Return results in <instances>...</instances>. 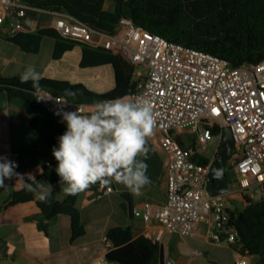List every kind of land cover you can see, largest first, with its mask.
I'll list each match as a JSON object with an SVG mask.
<instances>
[{
  "label": "built area",
  "instance_id": "1",
  "mask_svg": "<svg viewBox=\"0 0 264 264\" xmlns=\"http://www.w3.org/2000/svg\"><path fill=\"white\" fill-rule=\"evenodd\" d=\"M26 7L24 0H0V30L9 23L12 33L29 31L14 21L16 17L28 18ZM53 13L51 24L62 35L111 49L133 63L142 81L128 98L152 103L155 128L161 130L160 140L169 155L168 192L162 205L148 201L143 209H133L146 225L154 218L161 225L156 233L147 231L146 236L162 243L167 233L194 237L204 221L212 240L232 246L238 231L229 221L241 208L236 203L239 200L231 196L232 190L210 193L207 176L211 162H201L199 156H207L204 151L214 142L218 148L225 127L230 126L235 138L231 166L238 191L245 202V196L256 198L264 191V60L235 66L215 53L170 40L134 21L118 34H109L95 31L66 12ZM30 20L35 29L36 20ZM141 66L147 71L138 69ZM37 96L45 97L39 102L54 114L77 108L86 114L90 107L48 89ZM187 128L197 133L190 144L181 138ZM216 128L220 129L218 134L214 133ZM13 161L18 164L16 158ZM102 186L104 192L114 190L113 185ZM165 262L184 264L178 258ZM93 264L117 263L105 256ZM236 264H249V254H242Z\"/></svg>",
  "mask_w": 264,
  "mask_h": 264
},
{
  "label": "trees",
  "instance_id": "2",
  "mask_svg": "<svg viewBox=\"0 0 264 264\" xmlns=\"http://www.w3.org/2000/svg\"><path fill=\"white\" fill-rule=\"evenodd\" d=\"M26 16L37 21V27L29 31L10 32L9 23L0 30V36L19 45L27 52L38 53L45 36L55 39L54 59L81 46L82 67H96L112 64L115 72V86L98 92L84 82L43 76L41 90L48 89L66 99L95 105L97 102L128 97L139 89L141 78L136 76V66L122 54L105 47H95L62 35L52 26L55 11L66 12L73 19L84 22L97 32L118 34L132 21L141 24L154 33L185 45L215 53L235 66L247 62L264 60V0H113V8L106 9L107 0H24ZM0 73V92L9 99L21 98L28 101L35 111L33 125L45 120L54 127L49 136L51 146H59L58 137L66 131V125L57 115L47 110L37 99L38 93L31 82L20 84L19 76ZM40 90V91H41ZM66 90L76 94L68 95ZM220 129L214 130L218 134ZM200 161L210 163V156H199ZM198 158V157H196ZM57 161L43 165L35 177L37 183L46 186L59 181L55 169ZM232 167V166H231ZM233 169V167H232ZM234 170V169H233ZM237 181V175L233 172ZM27 179V176L24 178ZM31 182V181H29ZM115 181L108 185H114ZM103 184L90 186L87 191L98 192ZM51 203L37 200L42 213L38 220L40 229L49 231L52 223L61 214L71 217L72 240L86 233V225L78 207L79 194L58 199L51 192ZM124 195L131 199L129 193ZM246 197L244 207L232 213L230 226L236 227L238 238L232 247L249 255H261L264 264V195L260 198ZM34 194L14 189L6 205L26 203L35 200ZM109 242L106 258L117 264H166L165 248L162 242L141 234L137 236L132 224L116 225L107 233Z\"/></svg>",
  "mask_w": 264,
  "mask_h": 264
},
{
  "label": "crops",
  "instance_id": "3",
  "mask_svg": "<svg viewBox=\"0 0 264 264\" xmlns=\"http://www.w3.org/2000/svg\"><path fill=\"white\" fill-rule=\"evenodd\" d=\"M112 5L113 0H107L105 8L111 9ZM49 39L44 37L39 53L31 59L26 56L30 53L0 36V73L6 76L22 74L32 65L42 77L84 82L98 92H106L115 86L112 64L82 67L81 46L67 52L61 59H54L55 39ZM89 106L87 113L94 105ZM34 117L35 111L28 101L21 98L11 100L5 92H0V157L11 161L16 158L15 171L24 178L26 174L37 177L44 164L56 160L52 149L58 146H51L48 142L54 127L45 120L33 125ZM161 135V130L154 127L153 135L148 138L150 152L145 162L151 183L144 186L139 195H133L126 186L116 182L111 192H104L102 188L98 192L85 190L79 193L77 205L86 233L75 240H72L71 217L67 214H61L48 232L39 228L42 211L38 199L6 205L10 193L23 187L24 178L6 179L5 185L0 187V236L7 241L9 250L0 252V264H93L96 259L106 256L109 249L107 233L113 226L132 224L137 236L146 235L147 231L156 233L161 227L158 220L154 218L146 225L133 209H143L148 201L156 205L166 201L169 155L161 143ZM50 187L58 199L66 197L62 190L65 184L57 181ZM124 193H129L131 199ZM231 196L246 204L238 190L232 191ZM163 245L166 260L178 258L184 264H236V260L245 254L229 244L212 240L204 221L200 223L196 236L167 233ZM249 264H263L261 255H249Z\"/></svg>",
  "mask_w": 264,
  "mask_h": 264
},
{
  "label": "clouds",
  "instance_id": "4",
  "mask_svg": "<svg viewBox=\"0 0 264 264\" xmlns=\"http://www.w3.org/2000/svg\"><path fill=\"white\" fill-rule=\"evenodd\" d=\"M42 79L32 65L19 76L20 84L31 82L37 92L41 90ZM66 91L68 95L76 94ZM55 114L67 124L66 131L58 137L59 146L52 149L58 162L55 171L59 183L66 185L62 189L66 196H75L97 183L108 185L113 181L139 195L151 183L145 161L150 152L147 141L153 135L156 120L150 100L118 97L97 102L87 114L78 108ZM16 167L14 161L0 157V187L6 179L24 178L15 171ZM26 175L24 190L41 203L50 204L51 187L37 183L33 175Z\"/></svg>",
  "mask_w": 264,
  "mask_h": 264
},
{
  "label": "water",
  "instance_id": "5",
  "mask_svg": "<svg viewBox=\"0 0 264 264\" xmlns=\"http://www.w3.org/2000/svg\"><path fill=\"white\" fill-rule=\"evenodd\" d=\"M15 22H21L28 29L32 30L33 25L28 18H14ZM235 146V138L232 128L226 126L224 129L223 138L217 148L213 159L210 163V168L207 176V188L212 195L229 193L231 188L230 178L227 174V169L230 167V159ZM258 189V188H257ZM9 245L7 241L0 236V252L7 253Z\"/></svg>",
  "mask_w": 264,
  "mask_h": 264
},
{
  "label": "rangeland",
  "instance_id": "6",
  "mask_svg": "<svg viewBox=\"0 0 264 264\" xmlns=\"http://www.w3.org/2000/svg\"><path fill=\"white\" fill-rule=\"evenodd\" d=\"M113 6V5H112ZM111 7V6H110ZM35 24V23H34ZM6 27V25L4 26ZM4 29V28H3ZM47 38H50L49 40H53V37L51 36H46ZM15 46V45H14ZM24 50V49H23ZM25 51V50H24ZM27 52V51H25ZM27 53H30L29 55H26V56H29L31 59H34L37 55V53H34V52H27ZM26 53V54H27ZM39 53V52H38ZM138 69H141L143 72H146L147 70L141 66V67H138ZM138 77V75H136ZM181 138L188 144L192 143L193 141L196 140L197 138V133L195 132H192L191 131V128H187L186 129V133L181 135ZM217 152V143H212L209 145V147L204 151V153L207 155V156H210L212 159L215 155V153ZM231 187H232V191H236L238 190V184L237 182L234 180V178L231 179ZM264 195V191L262 193H259V194H256V199L260 198L261 196ZM235 202V201H234ZM236 203L239 204V206L242 208L244 207L243 205H245V203L243 201H236ZM244 203V204H243Z\"/></svg>",
  "mask_w": 264,
  "mask_h": 264
},
{
  "label": "flooded vegetation",
  "instance_id": "7",
  "mask_svg": "<svg viewBox=\"0 0 264 264\" xmlns=\"http://www.w3.org/2000/svg\"><path fill=\"white\" fill-rule=\"evenodd\" d=\"M231 162H232V159H230V167L227 169V174H228L229 178L233 177V175H234V173H233L234 170L231 167Z\"/></svg>",
  "mask_w": 264,
  "mask_h": 264
}]
</instances>
